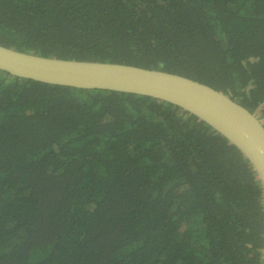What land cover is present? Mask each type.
Listing matches in <instances>:
<instances>
[{"label": "trees", "instance_id": "trees-1", "mask_svg": "<svg viewBox=\"0 0 264 264\" xmlns=\"http://www.w3.org/2000/svg\"><path fill=\"white\" fill-rule=\"evenodd\" d=\"M0 45L180 75L264 120V0H0ZM0 264H264L263 188L176 106L0 71Z\"/></svg>", "mask_w": 264, "mask_h": 264}, {"label": "water", "instance_id": "water-1", "mask_svg": "<svg viewBox=\"0 0 264 264\" xmlns=\"http://www.w3.org/2000/svg\"><path fill=\"white\" fill-rule=\"evenodd\" d=\"M0 71L49 85L134 94L176 106L235 146L255 169L264 194V124L233 98L210 86L164 71L43 57L1 45Z\"/></svg>", "mask_w": 264, "mask_h": 264}, {"label": "rangeland", "instance_id": "rangeland-1", "mask_svg": "<svg viewBox=\"0 0 264 264\" xmlns=\"http://www.w3.org/2000/svg\"><path fill=\"white\" fill-rule=\"evenodd\" d=\"M261 120V122L264 124V120L263 119H260Z\"/></svg>", "mask_w": 264, "mask_h": 264}]
</instances>
